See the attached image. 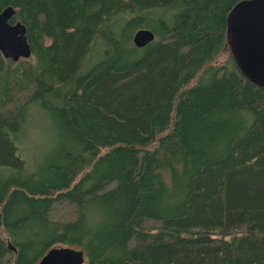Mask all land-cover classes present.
<instances>
[{"label":"trees","instance_id":"1","mask_svg":"<svg viewBox=\"0 0 264 264\" xmlns=\"http://www.w3.org/2000/svg\"><path fill=\"white\" fill-rule=\"evenodd\" d=\"M238 1L0 0L32 50L0 55V264L58 245L84 264H264V88L226 45ZM36 105L56 138L28 171ZM62 200L74 216L50 218Z\"/></svg>","mask_w":264,"mask_h":264},{"label":"water","instance_id":"2","mask_svg":"<svg viewBox=\"0 0 264 264\" xmlns=\"http://www.w3.org/2000/svg\"><path fill=\"white\" fill-rule=\"evenodd\" d=\"M15 11L11 6L0 12V55L14 62L29 58L32 50L26 28L20 21L11 22ZM225 38L235 66L243 77L264 88V0H240L228 12ZM154 39L149 29L133 35L136 47H144ZM11 248H14L9 244ZM82 248L58 245L50 247L35 264H84Z\"/></svg>","mask_w":264,"mask_h":264},{"label":"rangeland","instance_id":"3","mask_svg":"<svg viewBox=\"0 0 264 264\" xmlns=\"http://www.w3.org/2000/svg\"><path fill=\"white\" fill-rule=\"evenodd\" d=\"M94 48V56L84 64L82 71H85L97 60L101 45L95 43ZM27 118L24 132L17 139L16 145L17 153L24 159L27 170L33 171L38 161L50 150L56 136L50 117L40 106H31ZM73 216L74 206L67 200L56 202L49 212V217L55 220H68ZM143 225L153 227L158 226L159 222L145 219Z\"/></svg>","mask_w":264,"mask_h":264}]
</instances>
